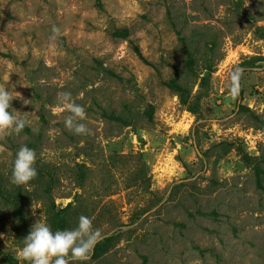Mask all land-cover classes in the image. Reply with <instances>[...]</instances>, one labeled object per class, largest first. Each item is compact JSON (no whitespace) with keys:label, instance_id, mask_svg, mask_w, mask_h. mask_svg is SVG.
Listing matches in <instances>:
<instances>
[{"label":"rangeland","instance_id":"1","mask_svg":"<svg viewBox=\"0 0 264 264\" xmlns=\"http://www.w3.org/2000/svg\"><path fill=\"white\" fill-rule=\"evenodd\" d=\"M0 85L29 121L0 137V264H30L16 202L28 234L85 215L113 237L70 264H264V0H0ZM22 146L37 176L16 185Z\"/></svg>","mask_w":264,"mask_h":264},{"label":"clouds","instance_id":"2","mask_svg":"<svg viewBox=\"0 0 264 264\" xmlns=\"http://www.w3.org/2000/svg\"><path fill=\"white\" fill-rule=\"evenodd\" d=\"M60 30L52 28V39H55ZM242 69L237 68L230 74L229 91L233 96L239 92V81ZM13 90L0 85V137L12 133H20L29 121L25 114L10 111L11 102L15 96ZM59 110L66 111L69 115L65 119L66 127L77 135L88 133L84 123L86 119L85 107L75 102L68 91L60 92L57 96ZM37 153L28 146H22L15 154L12 161V182L24 185L37 176L35 167ZM101 232L93 228L92 219L81 215L75 228L55 230L46 221H37L29 234L24 238L21 256L30 264H70L72 261H87L95 245L99 242Z\"/></svg>","mask_w":264,"mask_h":264},{"label":"trees","instance_id":"3","mask_svg":"<svg viewBox=\"0 0 264 264\" xmlns=\"http://www.w3.org/2000/svg\"><path fill=\"white\" fill-rule=\"evenodd\" d=\"M169 88H172L173 90L177 91L179 94V100L182 104L187 103V95L182 94V87L177 82L176 79H171L168 82L165 83ZM257 185L264 189L260 183V180H257ZM65 209L57 210L55 208H52L49 212L50 221L52 224L59 228H63L64 223L66 221L65 217ZM13 218L17 222L18 227L21 229L22 233L28 235V228H27V222H26V215L24 214L23 207L19 205L17 202L13 204ZM113 237H103L99 240V242L95 245L92 255L93 257H97L100 254V251L102 248H105L108 244H111ZM24 245V243H23ZM7 254L0 251V257H6Z\"/></svg>","mask_w":264,"mask_h":264}]
</instances>
